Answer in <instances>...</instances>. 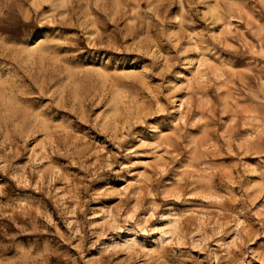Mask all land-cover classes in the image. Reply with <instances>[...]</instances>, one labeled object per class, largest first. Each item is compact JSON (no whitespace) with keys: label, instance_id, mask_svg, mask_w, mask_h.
<instances>
[{"label":"rangeland","instance_id":"obj_1","mask_svg":"<svg viewBox=\"0 0 264 264\" xmlns=\"http://www.w3.org/2000/svg\"><path fill=\"white\" fill-rule=\"evenodd\" d=\"M0 264H264V0H0Z\"/></svg>","mask_w":264,"mask_h":264}]
</instances>
